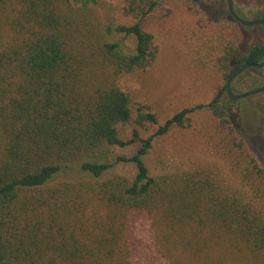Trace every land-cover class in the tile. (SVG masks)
<instances>
[{
	"label": "trees",
	"instance_id": "1",
	"mask_svg": "<svg viewBox=\"0 0 264 264\" xmlns=\"http://www.w3.org/2000/svg\"><path fill=\"white\" fill-rule=\"evenodd\" d=\"M98 1L0 0V264H134L148 244L161 253L159 246L181 247L198 256L221 238L264 264V117L250 123V113L227 90L243 60L264 61V24L245 26L227 6L232 22L261 33L248 47H230L221 58L226 83L210 101L184 107L160 124L141 106L137 122L158 126L148 137L135 131L125 140L117 126L131 118L130 95L85 69L89 56L78 57L72 48ZM246 1L254 18L264 17L255 10L264 0ZM161 2L129 0L127 11L136 21L106 27L119 38L102 33L89 42L102 66L117 74L155 58L154 36L143 22ZM234 2L249 19L244 5ZM130 37L132 49L125 42ZM263 79L264 68H248L232 88L235 83L256 88ZM202 109H210L238 139L230 148L241 181L234 191L193 175L187 181L154 176L145 161L155 137L189 125ZM135 141L140 146L132 155L108 158L109 148ZM126 163L134 165V175L114 171ZM146 221L152 237L145 245L139 231ZM203 228L208 231L195 230Z\"/></svg>",
	"mask_w": 264,
	"mask_h": 264
},
{
	"label": "rangeland",
	"instance_id": "2",
	"mask_svg": "<svg viewBox=\"0 0 264 264\" xmlns=\"http://www.w3.org/2000/svg\"><path fill=\"white\" fill-rule=\"evenodd\" d=\"M72 1L76 3V0ZM236 1L244 5L242 12L247 18L255 17V13L248 10L246 0ZM128 5L129 0H99L87 13L85 34L75 36L74 46L71 44L78 57L82 53L89 56L85 69L118 85L130 95L131 118L117 126L120 137L125 140L132 138L135 131L141 137H148L158 126L149 121L137 122L141 106L154 112L160 124L184 107L210 101L226 83L220 67L221 58L230 47L240 43L248 47L253 35L260 32L258 28L243 29L226 17L225 0H162L143 22V29L154 36L155 58L145 67L116 74L101 65L98 51L91 49L89 42L102 33L109 40L119 38L118 34H107L105 29L109 25L136 21V17L127 11ZM255 10L264 12V3ZM125 42L127 48L132 49L135 39L130 37ZM263 84L264 79L260 85ZM252 88L248 84L235 83L233 91L242 93ZM236 105L242 112H249L248 120L256 125L262 114L264 117V92L238 99ZM235 138L210 109H202L191 116L189 125L174 127L155 137L145 161L154 176L187 181L189 175H193L195 180L208 179L219 190L231 192L241 184L230 152L234 140L238 142ZM139 146L140 142L135 141L128 146L111 147L108 158L114 160L118 155H132ZM114 171L132 176L136 169L133 164L126 163L117 164ZM88 214H92L91 209ZM160 229L162 227L158 226V232ZM141 230L139 237L146 245L152 237L150 221L143 222ZM195 230L208 231L205 228ZM159 247L163 254L157 247L146 245L145 251L139 250L141 254L132 258L134 264H258L222 238L198 256L182 251L181 247L170 246L168 251ZM146 256L152 261L149 262Z\"/></svg>",
	"mask_w": 264,
	"mask_h": 264
},
{
	"label": "water",
	"instance_id": "3",
	"mask_svg": "<svg viewBox=\"0 0 264 264\" xmlns=\"http://www.w3.org/2000/svg\"><path fill=\"white\" fill-rule=\"evenodd\" d=\"M228 6V11L230 13V16L237 22L245 25V26H254V25H260L264 24V17L259 18H253V19H244L239 15L237 12V9L235 7L234 0H225ZM248 68H254V69H260L264 68V61L262 62H249L247 60H243L240 64H238L234 70L232 71L230 77L227 80V90L229 94L234 97L235 99H242L251 95L259 94L264 92V84L260 85L256 88H252L249 90H246L242 93H236L233 91L232 83L234 79L243 71H245Z\"/></svg>",
	"mask_w": 264,
	"mask_h": 264
}]
</instances>
